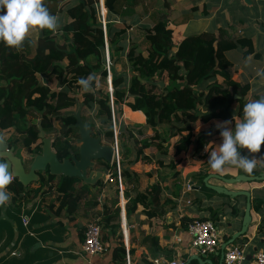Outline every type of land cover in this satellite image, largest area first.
<instances>
[{
  "label": "trees",
  "instance_id": "obj_1",
  "mask_svg": "<svg viewBox=\"0 0 264 264\" xmlns=\"http://www.w3.org/2000/svg\"><path fill=\"white\" fill-rule=\"evenodd\" d=\"M46 6L53 15L63 12L64 21L55 33L43 31L36 40L26 41L19 52L0 42V134L4 141L15 152L22 150L24 156L32 158L41 151L38 126L48 135L55 132L59 124L64 130L62 139L56 138L52 148L57 159L62 161L77 153L75 141L78 135L70 125L74 123L72 115L79 103L83 105V111L93 110L95 113V122L89 125L95 130L92 134L99 132L101 139L112 145L113 117L118 119L123 107L141 112L145 118L142 128L149 130L151 135L123 125H119L117 131L119 176L126 202L127 223L140 215L149 219L160 216L165 213L164 205L175 210L181 191L180 157L191 147L194 154L205 148L210 150L208 144L220 135L217 129L195 135L194 125L198 122L208 124L213 120L230 121L233 110L237 111V118H242L244 105L252 101L246 97L249 86L232 80L229 69L233 65L226 57L227 53L241 49L243 59L249 56L260 58L254 51L251 38L238 34L243 23L225 25L216 32L187 36L174 45L170 25L175 21L170 20L171 5L167 0H103L106 11L104 26L100 0H46ZM197 9L195 7L192 11ZM200 12L207 14L205 7ZM133 29L141 36L139 42L143 50L139 43L128 37V32ZM90 75L94 76V91L85 93L78 80ZM52 76L57 80V91L46 85ZM108 76L111 95L109 91L97 88L98 83L107 82ZM155 83H163L164 86L158 87ZM259 98L254 97L253 100ZM81 118L88 121L82 115ZM127 141L132 142L131 148ZM146 146L154 147L158 155H144L142 149ZM139 161L154 163L163 174L171 173L173 199L163 201L162 182L165 177H161V182L151 184L143 193L139 192V175L130 170ZM101 168L110 176L105 184L112 187L113 198L109 201L110 206L103 204L101 219L95 221L101 227L103 243L108 240V235L116 238L112 262L154 264L146 256L135 263L132 238L129 239V249H126L120 230L117 164L101 163ZM44 175H39L41 187L57 180L55 190L60 194L57 198L60 208L66 209L69 220L81 208L93 210L99 205L96 196L99 190L92 197H84L89 195L91 188H104L105 184L76 187L82 183L81 180L54 177L47 172ZM253 175L256 174L249 176ZM200 182L202 185V178ZM23 191L25 188L16 179L8 187L14 201ZM201 192L207 195V200L217 195L203 185ZM193 202L200 203L201 200L195 198ZM263 205L264 200L259 196L251 200V208L256 214L262 215ZM206 211L210 212L208 219L216 225L219 213H212L210 209ZM231 214L238 216V209L232 208ZM256 217L254 215L253 219ZM252 231L250 227L249 234ZM263 231L262 218L256 234ZM81 235L83 240L84 231ZM229 238L224 237L223 241ZM141 245L147 246L151 253L161 251L155 236H144ZM182 258L186 262L187 257ZM209 259L218 264V255Z\"/></svg>",
  "mask_w": 264,
  "mask_h": 264
},
{
  "label": "crops",
  "instance_id": "obj_2",
  "mask_svg": "<svg viewBox=\"0 0 264 264\" xmlns=\"http://www.w3.org/2000/svg\"><path fill=\"white\" fill-rule=\"evenodd\" d=\"M167 1L171 5L170 20L175 21L170 25L173 29V37L175 33H177V37H179L177 42H173L174 45L186 35L185 28L188 27L196 17L199 19L203 17L211 21L217 19L218 22L215 25V30L225 25H238L243 23V27L239 28L238 34L251 38L254 51L259 54L260 58L254 59L253 56H249L247 59H243L242 50L237 49L233 51V53L237 52L236 56H238L240 64L228 58V54L231 53L229 52L226 54V57L233 65V67L229 69V73L233 81L240 85L247 84L249 86V91L246 96L247 100H253L254 97L264 95V79L256 75L258 70L264 69V0H226L229 6H233L240 11L241 14L237 15L235 18L222 15L223 13L219 11L225 0H216L212 2H204V0ZM198 6L199 8L205 7L207 14L199 15L201 12L192 11L193 8H197ZM102 12L105 14L106 11L104 8ZM178 25H181V27L175 32L174 27ZM236 112V110L232 111L233 117L235 118H237ZM121 115H123V119L125 120L134 119L138 123L144 125L145 118L141 112H132L128 108L123 107ZM217 122L222 121L213 120L208 124L196 123L194 126L200 130L194 134L196 135L201 131L209 129H217ZM233 125L234 121L231 127H233ZM221 143V136H215L211 141L213 145H210L211 149H208V151L213 150L214 146H218ZM108 144L112 145L110 143ZM262 150L260 155L264 156V146ZM142 152L148 157L158 155L154 147H144ZM244 152L246 155V150H244ZM16 153L25 161L29 158L24 156L22 150ZM200 155H206L207 157L201 158ZM184 159H186V161L181 163V171L178 169L180 172L179 180L181 191L177 199L178 206L175 210H171L168 206L164 205L165 213L162 215L151 219L147 218L145 215H140L138 218L133 217L129 224L125 216L124 205L126 202L123 194L122 204L119 199L120 230L122 235L125 232V247L127 250L130 247L129 239L132 238L131 248L135 249L133 255L135 263H138L142 256H146L150 262L158 260L162 264L163 262L183 260V256L189 259L190 256L194 255L189 251L190 237L186 232V227L188 222L193 219H208L210 217V212L206 211V208L203 206L204 200L222 209L221 214H218V218H221L223 223H227L229 220L228 215L231 216L230 222H233V228L230 230H237L240 226L239 219L242 217L240 213L244 210L245 206L244 198L237 199L236 201H228V199L211 196L210 199L207 200V195L201 192V188H199V191L195 190L196 187H201V185H199L201 183L200 178V183L198 184L195 181H188L182 184L184 176L188 172H194L201 166L209 167L207 164L209 153L204 149L194 154L191 147L186 154L180 157V160ZM196 159H198V161L200 160L199 162L202 165L196 168H189L191 164L197 162ZM257 161L259 162L258 159ZM157 169L159 168L154 163H147L144 161H139L130 168L131 171L139 175V192L143 193L151 184L161 182V177H165V180L162 182L164 190L163 201L167 198L173 199L171 194L174 187L172 185V179L170 178L171 173L166 172L163 174L161 170ZM103 173L106 172L103 171ZM149 174L151 175L150 177ZM42 175L45 176L44 174ZM221 175L234 177V174L223 173ZM101 183L103 182H99L98 184ZM209 183L212 185L224 186L232 191H249L251 193V200L256 196L264 200L263 182L223 185L221 182L219 184L217 180H210ZM188 184L190 185L191 191H187L184 188L185 185ZM78 185L82 186L83 184L80 183ZM56 186L57 180L49 182L43 187L40 186L39 182L31 183L28 187H24L25 191L19 195L16 201L12 199L13 195L9 193L10 200L8 204L5 207H0V264H114L111 260V253L117 241L112 235H108V240L104 243L106 252L103 255L86 256L81 251V233L88 223L94 222L96 219H101L100 213L102 212L103 204L110 206L109 201L113 198L112 187L105 184L104 188L99 186H97L96 189L91 188L89 195L84 198L87 199V197H92V195L99 190L96 195L99 205L93 210L81 208L77 213L73 214L71 220H69L66 209L60 208V200L57 198L60 194L55 190ZM198 195L202 202H193L196 198L195 196ZM184 201L186 205H183ZM232 208L238 209V216H233L231 214ZM250 215L252 219L254 215L259 218L261 217V214H256L252 208L250 210ZM23 220L27 222L26 225L23 224ZM251 224L246 234L241 238L244 239V243H240L246 244L248 248L255 244V230L249 234ZM146 235L158 238L161 251L151 253L147 246L141 245V240ZM177 239L180 241L177 242ZM248 254L251 255L252 253L247 252V255ZM190 264L195 263L191 262Z\"/></svg>",
  "mask_w": 264,
  "mask_h": 264
},
{
  "label": "clouds",
  "instance_id": "obj_3",
  "mask_svg": "<svg viewBox=\"0 0 264 264\" xmlns=\"http://www.w3.org/2000/svg\"><path fill=\"white\" fill-rule=\"evenodd\" d=\"M60 27V18L50 13L46 0H0V42L8 49L19 52L30 37L39 36L45 30L55 33ZM256 75L264 79V69L258 70ZM93 80L92 75L80 78L81 90L93 92ZM233 121L234 128L231 127ZM216 128L222 143L211 151L205 148L209 153L207 164L210 169L223 174L228 168L235 167L252 175L258 162L256 155L264 146V95L244 105L242 118L217 122ZM4 142V137L0 136V145ZM13 180L9 164L0 158V207H5L10 200L8 187Z\"/></svg>",
  "mask_w": 264,
  "mask_h": 264
},
{
  "label": "water",
  "instance_id": "obj_4",
  "mask_svg": "<svg viewBox=\"0 0 264 264\" xmlns=\"http://www.w3.org/2000/svg\"><path fill=\"white\" fill-rule=\"evenodd\" d=\"M102 9L103 0H100L102 25L104 26L105 17ZM108 78L110 80V76H108ZM155 84L158 87L164 86L163 83ZM108 91L111 95V82L109 84ZM82 107L83 105L79 103L75 113L72 115L74 123L70 125V127L76 129L77 131L78 138L75 143L78 147L76 155L71 154L68 159H63L62 161L57 159V156L52 148V140L46 137L40 126H38V138L41 143V151L32 158H28L26 161L18 156L12 147H8L6 141L3 145H0V158L9 164L14 179H16L23 187H28L31 183L38 182L40 179L39 175L45 174L46 172L54 177L79 179L83 185L90 187L96 186L99 182H107L108 177L105 173H103L101 163L105 165L113 164L114 147L103 144L99 133H96V135L92 134V130L89 128L88 122H84L81 118ZM210 180H217L223 185L264 182V173L253 176L239 174L234 177H226L219 174H208L202 179V185L217 195H223L233 201H236L239 197H243L245 199L243 215L239 219V228L237 230H233V233L229 236L230 238L220 245L218 252V264H222L225 248L233 245L237 239L242 238L252 223V217L250 215L251 193L249 191H232L224 186L212 185L209 183ZM195 190L198 191L199 187H196ZM227 227L229 229L233 228V222L228 223ZM192 261H196L198 264H213L210 259L197 255L190 256L184 264H190Z\"/></svg>",
  "mask_w": 264,
  "mask_h": 264
},
{
  "label": "rangeland",
  "instance_id": "obj_5",
  "mask_svg": "<svg viewBox=\"0 0 264 264\" xmlns=\"http://www.w3.org/2000/svg\"><path fill=\"white\" fill-rule=\"evenodd\" d=\"M212 2V1H216V0H204V2ZM70 1H67V3H69ZM221 2H223V1H221ZM201 8L202 7H200L199 8V6H198V9H197V11L198 12H200L201 11ZM220 9V8H219ZM219 11H221L223 14L222 15H225V16H227V17H229L230 16V18H235L237 15H239V14H241L240 13V11L239 10H237L236 8H234L233 6H229L228 5V2L225 0L224 1V4L222 5V8H221V10H219ZM62 11L60 12V13H58V17L60 18V23H63V21H62V18H63V15H62ZM201 13H199V15H200ZM100 15H101V12H100ZM105 15H106V13L104 14V17H105ZM101 19H102V16H101ZM217 19L216 20H206V19H204L203 17H201L200 19L199 18H195L190 24H189V26L188 27H186L185 28V34L186 35H184V37H187V36H190V35H195V34H199V33H201V32H213V31H216L214 28H215V25L217 24ZM232 25V24H231ZM181 27V25H178V26H175L174 27V30H175V32H176V30L178 29V28H180ZM129 34H128V37H129V39H134L137 43H139V45H140V48L142 47V44L139 42V41H141L140 39H141V36H139V34L136 32V31H134V29L133 30H131V31H129L128 32ZM39 36H32V37H30L29 39H31V40H36L37 38H38ZM183 37V38H184ZM178 39H179V37H177V33H175L174 34V37H173V42L175 43V42H177L178 41ZM141 50H143V47L141 48ZM236 53L237 52H231V53H229L228 54V58L231 60V61H233V62H235V63H240V60H239V58H238V56H236ZM241 64V63H240ZM50 80H49V82L46 84L52 91H57L58 90V84H57V80H56V78H55V76H52V77H50L49 78ZM110 81V80H109ZM108 81V78H107V82H109ZM107 82H105V83H103V84H97V88L98 89H102V90H104V91H108L109 90V84L107 83ZM157 93H158V91H157ZM76 110V108L74 109V111ZM94 112H93V110H90V112L88 111H83V107H82V109H81V115L82 116H84L88 121V124L90 125V123H93V122H95V120H94ZM132 118H133V116H132ZM113 119H114V122H112V126H113V131H114V133L117 135V131H118V126L119 125H123V126H127V127H136V129H139L140 131L141 130H143V131H145L146 132V135H151V132L149 131V130H145V129H143L142 127H143V125L142 124H140V123H138L137 121H135L134 119H131V120H125V119H123V115H121L118 119H116L115 120V118L113 117ZM233 128H234V125H233ZM91 130H94L93 128H90ZM96 129H97V127H96ZM200 129L199 128H197V127H195L194 126V128H193V132L194 133H196L197 131H199ZM64 130H63V127L61 126V125H56V131L55 132H53V133H50V134H48V135H46V137L47 138H49V139H51L52 140V142L54 141V140H56V138H61L62 139V132H63ZM95 131V130H94ZM97 133H99V132H97ZM102 140V139H101ZM62 141V140H61ZM102 142H103V144H105V145H109L108 143H106L105 141H103L102 140ZM126 144H127V146H129V148H131V146H132V142H126ZM60 144H58V146H59ZM109 146H111V145H109ZM114 146V145H113ZM117 147H118V141H117ZM146 147H149V146H146ZM262 148H263V146H262ZM263 151V150H262ZM153 152V151H152ZM256 158L259 160V162L257 163V166H256V168H255V170H254V172H253V174H261V173H264V156L263 155H260V154H257L256 155ZM119 159H120V157H119ZM189 159H190V157H189ZM197 160V162L196 163H193V164H191L190 166H189V168H196V167H199L200 165H202V164H200V160L198 161V159H196ZM184 161H186V159H184V160H181V162L179 163V165H178V169L181 171V163L182 162H184ZM184 164V163H183ZM103 171H104V169H103ZM214 172L210 169V167H205V166H201V167H199V168H197V170L196 171H194V172H188L185 176H184V181H183V183L182 184H185V182H188V181H195L197 184L198 183H200L199 182V178L201 179V178H203V175L204 174H206V175H208V174H213ZM223 173H226V174H234V176H236V175H239V174H244V175H247V174H245L242 170H240V169H238V168H236V169H234V170H232V169H227L225 172H223ZM214 174H219V173H214ZM219 175H221V174H219ZM230 176H232V175H230ZM264 183V182H263ZM219 184H220V182H219ZM199 185H201V183L199 184ZM202 186V185H201ZM77 187H80V185H77ZM185 189H187V185H185V187H184ZM199 188H201L200 186H199ZM191 191V190H190ZM199 191V190H198ZM215 197H219V198H221V199H228V201H231V199H229V198H227V197H225V196H223V195H214ZM196 198H200V196L198 195V196H195ZM243 199V197H239L238 199ZM237 200V199H236ZM182 202V201H181ZM202 202V201H201ZM183 205H186L185 204V201L183 202ZM203 206L206 208L205 210H207V209H210V211L212 212V213H219V214H221V212H222V209L220 208V207H216L214 204H210L209 202H206L205 200L203 201ZM262 218L264 219V208H263V213H262V215H261V217L259 218L258 216L255 218V219H253V222H252V224H251V228H252V230L254 231L255 230V244H253V246H251L250 248H247V252H250V253H253L255 250H257V249H264V231H263V233H260V234H256L257 233V228H258V225H259V223L261 222V220H262ZM228 221H227V223H223L222 221H221V218H217L216 219V221H215V223H216V225H217V227H218V231H219V240L220 241H222L223 240V238L224 237H227V236H230L231 235V232H232V230H230V229H228V227H227V224L228 223H230V220H231V216H229L228 215ZM228 232V233H227ZM240 243H244V239H237V241L234 243V244H239V245H242V244H240Z\"/></svg>",
  "mask_w": 264,
  "mask_h": 264
},
{
  "label": "built area",
  "instance_id": "obj_6",
  "mask_svg": "<svg viewBox=\"0 0 264 264\" xmlns=\"http://www.w3.org/2000/svg\"><path fill=\"white\" fill-rule=\"evenodd\" d=\"M109 81V78H108ZM110 84V81L107 82ZM114 122V119H113ZM114 145V146H113ZM114 157L113 160L117 164V180L119 183V199L122 204V186L119 176V153L117 147V135L114 133ZM108 180L110 176L107 175ZM107 180V181H108ZM187 191H190V185H187ZM189 203V202H188ZM27 224L25 220L22 221ZM186 232L190 237L189 251L197 256H203L209 259L210 256L218 255L220 245L224 242L219 240L218 227L210 220L193 219L188 222ZM126 246V235L123 233ZM177 242L180 240L177 239ZM245 244H233L227 246L224 250L222 264H264V249H257L251 255H247ZM81 251L86 256L103 255L106 252V246L101 239V227L97 221L88 223L84 229V237L81 243ZM154 264H161L158 260L153 261ZM183 260H174L172 262H163L162 264H184Z\"/></svg>",
  "mask_w": 264,
  "mask_h": 264
}]
</instances>
